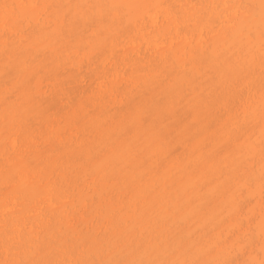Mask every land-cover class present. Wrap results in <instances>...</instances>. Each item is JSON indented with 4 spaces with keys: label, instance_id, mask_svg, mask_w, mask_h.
<instances>
[{
    "label": "bare ground",
    "instance_id": "1",
    "mask_svg": "<svg viewBox=\"0 0 264 264\" xmlns=\"http://www.w3.org/2000/svg\"><path fill=\"white\" fill-rule=\"evenodd\" d=\"M0 264H264V0H0Z\"/></svg>",
    "mask_w": 264,
    "mask_h": 264
}]
</instances>
